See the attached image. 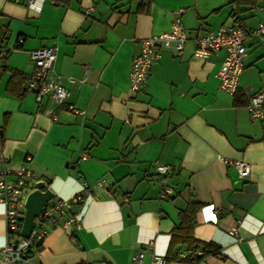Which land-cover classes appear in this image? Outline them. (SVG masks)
<instances>
[{"label": "crops", "instance_id": "obj_1", "mask_svg": "<svg viewBox=\"0 0 264 264\" xmlns=\"http://www.w3.org/2000/svg\"><path fill=\"white\" fill-rule=\"evenodd\" d=\"M36 5L0 0V169L25 167L30 184L44 180L53 198L69 200L63 219L74 217L68 226L63 219L49 226L34 261L137 264L141 249L145 261L153 252L165 255L179 212L195 200L193 236L219 249L196 263L169 264H264V117L252 119L248 109L249 95L264 91V37L247 35L233 94L216 75L224 49L207 58L193 53L208 29L239 22L251 30L264 22V0ZM178 8L187 35L181 52L160 47L140 90H130L140 40L169 30ZM50 45L52 72L68 89L64 102L49 92L37 100L28 88L21 96L10 92L11 69L27 75L35 68L30 50ZM237 159L250 163L248 175L238 173ZM157 163L170 170L157 172ZM77 194L82 201H72ZM12 237L0 201V245ZM176 248L187 255L185 245Z\"/></svg>", "mask_w": 264, "mask_h": 264}, {"label": "built area", "instance_id": "obj_2", "mask_svg": "<svg viewBox=\"0 0 264 264\" xmlns=\"http://www.w3.org/2000/svg\"><path fill=\"white\" fill-rule=\"evenodd\" d=\"M20 1V0H15ZM37 0H25L29 6H35ZM37 6V5H36ZM184 8H178L173 12L171 27L169 30L151 34L140 40L139 48L131 57L129 69V89L140 90L144 84L152 64L159 56L160 47L171 48L180 53L187 38L181 23L180 16ZM249 34H257L264 37V22L259 23L253 29H247L239 22L222 24L216 29L204 31L197 39L194 55L207 58L213 52L224 49L222 62L217 70L219 87L229 94H233L239 82L240 74L244 67V58L247 55L245 39ZM6 51L0 48V57ZM34 61L35 68L26 75V87L32 90L37 100L50 93L56 103H62L67 96L68 89L63 84L61 77L52 72L56 56L55 46H40L29 52ZM68 81H73L72 76H67ZM83 78L78 82H82ZM264 91H257L249 95L248 109L252 119L264 117ZM0 164H4V157L0 154ZM238 173L242 176L249 174L251 165L248 161L237 159L233 161ZM157 172L165 174L170 170L167 164H155ZM6 167L0 169V201L5 204V219L7 232L13 234L3 245H0V264H40L33 259V248L39 238L48 233L49 226L58 223L66 214L69 200L53 198L47 201L35 217V226L28 237L20 234L21 221L18 215L23 213V201L27 192L32 187L30 180L32 173L25 167L12 173ZM164 194L170 191L165 186ZM72 201H82V196H73ZM73 216L65 217L63 225L68 226ZM240 219L236 220L239 224ZM137 264H169L164 254L153 252L149 261L144 260V250H138L133 255Z\"/></svg>", "mask_w": 264, "mask_h": 264}, {"label": "trees", "instance_id": "obj_3", "mask_svg": "<svg viewBox=\"0 0 264 264\" xmlns=\"http://www.w3.org/2000/svg\"><path fill=\"white\" fill-rule=\"evenodd\" d=\"M6 87L10 92L16 94L17 96L23 95L27 88L26 75L20 71L11 69V75L7 81ZM198 205L197 201L189 200L186 207L179 212L180 222L172 229L171 239L165 254L167 260H179L196 263L205 255L214 253L219 249L218 245L212 242L200 241L193 236L192 229L194 223V212ZM177 245H185L188 250L187 255L179 257L177 255Z\"/></svg>", "mask_w": 264, "mask_h": 264}, {"label": "water", "instance_id": "obj_4", "mask_svg": "<svg viewBox=\"0 0 264 264\" xmlns=\"http://www.w3.org/2000/svg\"><path fill=\"white\" fill-rule=\"evenodd\" d=\"M47 201H53V192L47 187L44 180H37L27 192L24 201V211L18 215L21 220L20 234L28 237L35 226V217L40 213L41 208ZM43 237L39 238L36 244H40Z\"/></svg>", "mask_w": 264, "mask_h": 264}, {"label": "rangeland", "instance_id": "obj_5", "mask_svg": "<svg viewBox=\"0 0 264 264\" xmlns=\"http://www.w3.org/2000/svg\"><path fill=\"white\" fill-rule=\"evenodd\" d=\"M41 246V245H40ZM40 246H38V247H40Z\"/></svg>", "mask_w": 264, "mask_h": 264}]
</instances>
